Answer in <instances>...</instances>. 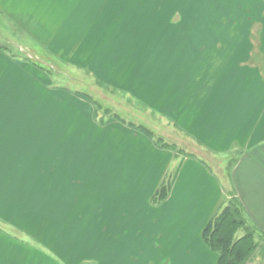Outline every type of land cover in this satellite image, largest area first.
<instances>
[{
  "label": "crops",
  "instance_id": "0c3cea01",
  "mask_svg": "<svg viewBox=\"0 0 264 264\" xmlns=\"http://www.w3.org/2000/svg\"><path fill=\"white\" fill-rule=\"evenodd\" d=\"M124 8V0H0V16L65 62L115 87L123 95L118 106L131 105L137 115L134 125L110 117L99 124L106 138L101 146L114 150L116 161L90 166L95 174L98 169L105 224L99 256L85 257L124 264L125 249L133 254L148 247L168 264H218V253L205 242L203 231L231 198L239 199L264 246V46L253 48L249 33L204 34L194 48L164 49L159 78L151 50H122L114 55L128 52L133 57L129 67L113 66L106 59L113 56L108 41L122 39L115 26L133 23ZM113 25L116 31L109 35ZM139 57L145 58L142 64L135 63ZM7 72L0 82H11L3 79ZM51 92L68 96L86 119H95L84 93ZM113 225L114 240L107 237ZM14 238L11 228L0 226V264H53ZM110 241L115 243L109 246ZM112 247L115 256H108ZM29 254L35 260H28ZM245 264H264L261 250Z\"/></svg>",
  "mask_w": 264,
  "mask_h": 264
},
{
  "label": "rangeland",
  "instance_id": "374dc122",
  "mask_svg": "<svg viewBox=\"0 0 264 264\" xmlns=\"http://www.w3.org/2000/svg\"><path fill=\"white\" fill-rule=\"evenodd\" d=\"M124 2L125 15L130 17L127 21L133 23L124 24L122 29L108 26L109 35L116 31L115 26L122 36L120 40L108 41L109 54L113 56L106 59L113 66L129 67L133 57L128 52L116 56L122 50H137L140 54L151 50L150 55H156V77L162 76L163 50L191 45L194 48L196 38L204 34L249 33L253 36V48L264 46V0ZM44 44L24 34L9 18L0 16V75L9 69L3 79L11 81L0 82V226L11 228L16 241L28 242L25 248L36 252L39 259L42 256L53 264H99L100 259L90 261L85 257L94 253L99 256L100 228L105 224V218L100 217V198L104 193L98 169L95 174L90 166L98 168L105 160L116 161L114 150L107 152L101 146L106 138L99 124H105L110 117L132 125L137 115L131 111V105L118 106L123 95L115 87L106 86L90 71L65 62ZM143 59L136 61L142 64ZM69 89L87 95L95 110L94 120L79 113L68 96L51 94L54 90ZM157 125L162 131L163 124ZM158 140L163 143L164 138L160 136ZM112 192L116 194V190ZM108 229L107 237L114 240L115 225L112 232ZM21 230L41 242H34ZM243 232L240 230L238 235ZM19 242L13 245L21 246ZM42 242L53 247L56 255ZM111 243L115 241L107 245ZM115 251L112 247L108 256H115ZM26 258L35 260L30 254ZM123 261L167 263L152 255L148 247L142 251L134 249L133 254L125 249Z\"/></svg>",
  "mask_w": 264,
  "mask_h": 264
},
{
  "label": "trees",
  "instance_id": "16d2710c",
  "mask_svg": "<svg viewBox=\"0 0 264 264\" xmlns=\"http://www.w3.org/2000/svg\"><path fill=\"white\" fill-rule=\"evenodd\" d=\"M240 230L244 232L239 236ZM203 238L218 253V264H245L258 250L264 255V246L257 241L256 230L248 225L238 198L228 200L221 212L208 222Z\"/></svg>",
  "mask_w": 264,
  "mask_h": 264
}]
</instances>
